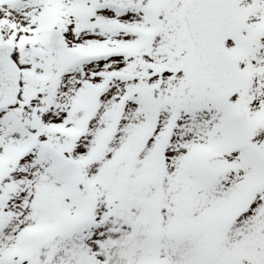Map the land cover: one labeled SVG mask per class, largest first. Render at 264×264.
<instances>
[{"label": "snow or ice", "instance_id": "obj_1", "mask_svg": "<svg viewBox=\"0 0 264 264\" xmlns=\"http://www.w3.org/2000/svg\"><path fill=\"white\" fill-rule=\"evenodd\" d=\"M0 264H264V0H0Z\"/></svg>", "mask_w": 264, "mask_h": 264}]
</instances>
